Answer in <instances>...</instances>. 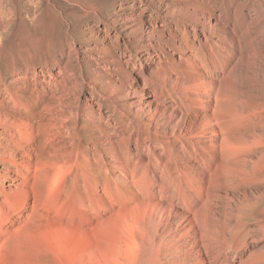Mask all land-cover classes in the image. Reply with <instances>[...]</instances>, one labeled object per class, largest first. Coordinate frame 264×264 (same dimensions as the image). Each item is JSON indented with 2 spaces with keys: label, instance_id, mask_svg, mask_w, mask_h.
<instances>
[{
  "label": "bare ground",
  "instance_id": "bare-ground-1",
  "mask_svg": "<svg viewBox=\"0 0 264 264\" xmlns=\"http://www.w3.org/2000/svg\"><path fill=\"white\" fill-rule=\"evenodd\" d=\"M157 1L149 25L167 51L144 56L147 78L126 73L131 158L109 144L123 179L77 141L68 84L32 90L27 68L0 84V264H264V0ZM236 76L260 111L233 101ZM95 118L83 123L100 130Z\"/></svg>",
  "mask_w": 264,
  "mask_h": 264
},
{
  "label": "rangeland",
  "instance_id": "rangeland-1",
  "mask_svg": "<svg viewBox=\"0 0 264 264\" xmlns=\"http://www.w3.org/2000/svg\"><path fill=\"white\" fill-rule=\"evenodd\" d=\"M136 1L0 0V8L6 13V17L0 16V84L6 83V76L13 68H27L32 73L38 71L39 76L30 75L28 81L34 90L39 80L42 93H51V80L68 84L69 90L65 88L63 92L70 91L72 96L69 103L80 116L77 141L89 144L91 150L93 143L100 144L102 159L108 167L107 175L117 181L123 178L118 170L111 167L117 158L109 144L116 139L119 154L129 160L134 141L131 128L123 136V123L119 118L125 117L124 122L132 120L131 107L124 97L130 85L126 73L131 71L147 78L144 56L149 50L161 56L167 51L160 44L161 37L153 35L149 25L151 16L156 14L153 6L159 5L158 1ZM135 11L139 14H134ZM132 18L136 25L131 29L129 20ZM145 40H149L150 44L147 41L145 43ZM42 68L45 74L39 71ZM141 77L138 80L141 81ZM243 84L236 76L232 90L233 101L242 100L244 108L255 106L254 109L260 111V100L237 91ZM257 90H260L259 86L255 87V93ZM21 95L30 101L31 91L23 89ZM97 104L102 106L101 110ZM93 114L96 115L100 130L83 123ZM256 114L253 116L256 132L262 134L261 138L264 139V117L260 113ZM84 143L80 145L84 146ZM168 175L169 172L165 177L169 178ZM194 180L196 178L187 182L197 189L203 188L199 182H192ZM213 185L219 187L222 182L215 180ZM257 189L250 191L257 192L263 188ZM217 193L225 195L223 191ZM230 194L232 196L235 192ZM211 200L208 208L211 206L218 210V205L222 207L220 210L230 215L237 211L233 202L214 198Z\"/></svg>",
  "mask_w": 264,
  "mask_h": 264
}]
</instances>
